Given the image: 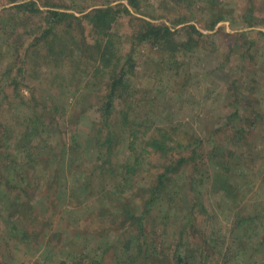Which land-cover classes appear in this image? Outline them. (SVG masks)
<instances>
[{
	"label": "rangeland",
	"instance_id": "374dc122",
	"mask_svg": "<svg viewBox=\"0 0 264 264\" xmlns=\"http://www.w3.org/2000/svg\"><path fill=\"white\" fill-rule=\"evenodd\" d=\"M29 1L42 10L31 19L26 11H17L8 0H0V73L7 72L0 79V153L14 157L24 179V185L14 188L9 199H18L24 211L33 209L26 212L25 220L17 217L22 222H18L17 232L7 234L6 221L0 219V263L144 264V256L134 252L141 242L147 244L145 257L156 251L154 264H177V256L181 264H264V0H138L137 12L127 0ZM116 5L126 6L129 14L115 16L108 31L120 62L130 55L135 69L128 88L115 101L114 111L102 119L115 122L107 131L117 135V142L124 132L127 135L123 128L136 130L133 154L139 167L130 174L129 186L113 194V178L99 168H111L117 157L127 156L125 146L130 138L114 147V153L119 154L110 162L95 153L94 138L88 141L99 130L98 109L107 91L102 79L108 73L99 74L95 67L94 47L85 52L79 45L74 56L58 47L61 56L52 61L43 55L44 46L29 44L33 37L27 39L26 34L38 36L46 24L45 10L57 9L82 18L83 30L74 21L73 34L81 39L83 31L92 44L93 33L83 15L98 7L123 10ZM246 12L249 18H241ZM219 15L228 18L215 21ZM142 21L171 27L176 43L190 36L195 47L173 45L171 55V47L139 42L135 39L139 29L144 30ZM66 32L64 24L57 29L61 37L67 36ZM168 125L176 128L182 139L177 143L172 138L168 144L171 152L155 153L143 145L145 135H150L148 129L151 133L154 127ZM189 136L192 139L186 140V146L183 140ZM38 139L48 141L52 153L62 151L63 146H80L72 156V169L61 165L59 175H76L81 183H87V195L75 194L69 200L66 194V201L60 204L54 182L46 195L50 177L44 176L54 174L52 159L56 162L59 157L46 153L49 166L36 167L42 152L41 146H36ZM206 139L213 144L205 149L215 148L209 159L213 164L224 167L239 159L246 180L244 192L252 191L255 199L232 201L220 190L211 189L216 184L210 171L199 187L203 209L193 213V225L182 228L188 224L182 218H190L189 209L182 212L188 217L178 214L177 220L152 213L155 220H149L140 232L131 212L143 218V201L167 164L178 152L197 159L203 147L199 141ZM0 161L4 165L11 160ZM207 164L200 167L210 169ZM179 178L170 175L165 181L175 184ZM11 194L18 195L11 198ZM116 194V203L126 198L130 209L138 208L118 215V208L110 207ZM191 203L190 197L185 206ZM106 204L110 207L107 211ZM152 206H157L156 201ZM254 211L258 216L251 223L246 220L249 227H234ZM237 212L244 218H236ZM2 214L1 210L0 218Z\"/></svg>",
	"mask_w": 264,
	"mask_h": 264
},
{
	"label": "trees",
	"instance_id": "16d2710c",
	"mask_svg": "<svg viewBox=\"0 0 264 264\" xmlns=\"http://www.w3.org/2000/svg\"><path fill=\"white\" fill-rule=\"evenodd\" d=\"M212 2V0H210ZM10 4H12V8L16 9L17 11H26L27 18L31 19L36 14L42 13V10L39 9L34 1L29 0H8ZM251 3V1L249 0ZM128 6H130L134 11L137 12L139 10V4L138 0H127ZM117 7H120L122 5H116ZM43 7H49L43 5ZM123 10L117 9L116 11L113 10L112 6L108 7H98L94 8L91 11L85 13L83 15V18L86 19L87 25L90 27V33L94 37V41L92 44H88L86 36L84 37L83 31H80L81 39L75 38L77 36L76 34H73L75 31L74 29V21L78 23V27L83 30L81 26V19L77 16H75L72 13H68L66 11H59L57 9H51V10H45L46 18H45V27L43 28V31L39 33L38 36L37 33L33 34L34 32H28L26 34L27 39L30 37L32 38L29 42V44L32 43L34 46H44L45 49V55L46 59L50 58L52 61L59 59V55L61 56V52H59L58 47H64L67 51V53H71L70 55L74 56V52L76 51L77 47L79 45H82L80 47V51L89 52L92 46L95 49V58L93 59V62L98 63L95 67L100 71L99 74H103L104 71H107V76L105 79H102L104 83H106L107 91L105 92V102H103L98 109L100 113L101 121L98 123L99 130H97V134L89 137L88 141L90 142L92 138L96 141V154L98 156L104 155L106 157V161L110 162V159H113L114 155H118L119 153H114V147H116L120 141L122 140V144L125 142V138H130L127 145L125 146L128 150V154L122 155L121 158L117 157V160L115 161V165H111L110 167H106L101 165L99 170H101L104 174H108L110 177L113 178V185L111 192L117 193L118 191H121V189L126 188L128 185V182L131 181V173H134L136 169L139 167L138 163H135L134 161L138 160V158H134L133 150L135 148V144L138 141V138L134 136V133L136 130L130 129V128H123L124 130H127V135L125 132L123 133V139L116 141L117 135H113L107 131L108 128L111 126H114L115 122L112 120L110 122V119H102V117L108 118L111 115V112L114 111V104L116 100H119L121 97L122 90H126L129 85V80L131 79V76L134 72V62L130 55H128L125 58L124 63L120 62L119 57L117 56V52L114 51V44L113 40L111 39V35L108 31L111 25V21H114L116 19L115 16H118L122 13L129 14V10L126 6H122ZM249 10V9H248ZM226 16V15H225ZM248 12L244 13L241 18H249ZM215 19V21H219L221 19H227L228 17H224L223 15H219ZM179 19V18H178ZM66 21V22H65ZM183 22L182 20H178ZM144 24V27L139 29L137 32V38L135 40L142 42V41H149L152 44L159 45L160 48H166L171 47V55H173V45L175 46H182L186 47L187 49H193L195 47V42L192 40L190 36H187L186 40L181 41L179 43L174 42V30L171 29V27L161 24V25H154L151 23H148L146 21H142ZM64 24V28L67 31V36L61 37V34H57V29L59 26H62ZM191 30L195 29L190 26L188 27ZM71 29V30H70ZM183 29V28H182ZM185 30V29H184ZM189 30V29H188ZM65 33V32H64ZM33 34V36H31ZM191 35V34H190ZM66 38V39H64ZM57 40V42H56ZM65 45V46H64ZM71 46L72 49H71ZM17 48V47H16ZM89 48V49H88ZM25 60L28 59V55H24ZM56 58V59H55ZM50 62V61H49ZM23 65V64H22ZM5 73V72H4ZM5 74L0 73V79H3L6 77ZM91 75V74H90ZM86 76V74H85ZM17 79H13V82L15 83ZM99 83L97 82L96 85ZM124 95V94H123ZM122 95V96H123ZM129 129V130H128ZM150 135H145L143 138V145L149 149L152 150L155 153L160 154H167L172 151V149L169 147V143L173 141H176L177 143H182V139L178 136L179 132L176 128L172 127L171 125H168L166 127L159 126L154 127L152 132L150 133L151 129L147 130ZM147 132V133H148ZM26 132H24L25 134ZM31 134V132H30ZM36 135V133H35ZM127 136V137H126ZM173 138V139H172ZM192 137H187L184 141V144L186 146L188 145V141ZM142 141V140H141ZM200 144L203 145L201 149V155L197 156V159L195 157H191L189 155L182 154L181 152H178L173 158L174 160L171 161V163L167 164V168H165L162 172V174L159 175L158 180L150 186L149 188V195L147 198L144 199L143 204L144 210L146 213L144 214V217L142 218L141 215H138L135 217V214H133V211L131 212L130 217L135 221L134 227L138 226L140 229V232L145 230V224L148 223L150 220H155L152 213L155 215H158L160 218H164L165 220L175 219L177 220L180 215L183 216H190V218H182L183 220H188V224H185L182 226L183 229L187 228V225H190L194 219H193V213L195 211H200L203 209L199 205L201 203L202 194L200 193L199 187L203 186V177L207 178L208 172H212L213 180L216 185L210 187L211 189L220 190V194H222L224 197H228L232 201H248V200H254L255 195L250 194L251 192L248 191L246 194L244 192V189L246 186V180L243 179V172L240 168H243L238 165L237 161L238 158L233 160L232 164H226L224 167H220L219 164H213L209 159L214 157L213 152L214 149L206 150V145L212 146V142L210 140H200ZM48 146V141H42L41 139L37 140L36 146H41L42 152H40L39 155V163L36 164V167L39 166L42 168V166H49V161L46 158V153L50 157H59L56 158V162L53 160L55 164L56 171L54 174L48 175L45 174L44 178H49L50 186L47 188V194L49 196V190L52 189L51 184L54 182L58 184V187L56 189V197L60 204H62L65 200V197L67 198L66 194H69L68 199L71 200L75 194L85 195L88 194L89 187L86 184L81 183V181L77 178L76 175L69 174L66 176L59 175V172L61 170V165H65L67 168L72 169V164L74 163V159L72 158L73 154L77 151V148L80 146L78 145L71 148L70 146L66 148V146H63L62 151H56L55 153H52L50 150V147L48 146V151L45 152L46 145ZM107 145V146H104ZM44 150V152H43ZM123 153V151H122ZM11 160L8 164H1L0 163V211L2 210L3 214L1 216V220L4 222L6 221V229L7 234L10 232H13L15 230L18 231L19 223H22L17 217L20 219L25 220L26 212L27 211H33L32 207H29L27 210H22L23 206L21 204H18V199H9V195L11 191H13L14 188H20L24 185V179L22 176H19V174L22 173L21 168L18 166V164L13 160L14 157H10L8 154H5V156H2L0 153V159L2 160ZM206 158V159H205ZM196 159V160H195ZM124 160V161H122ZM105 161V160H103ZM132 161L134 163H132ZM198 161V162H197ZM210 161V163L207 164V162ZM1 162V161H0ZM222 163V161H221ZM237 166H236V164ZM207 165L211 166L210 169L203 170L200 165H204L205 167ZM18 166L19 168L15 170V167ZM25 166V165H24ZM222 166V165H221ZM113 167V168H112ZM200 167V168H199ZM215 167V168H214ZM35 172H38L37 169H34ZM16 173H15V172ZM45 172V170L43 169ZM180 172V173H178ZM18 174V175H17ZM172 175L173 177L180 176L179 180L175 181V184H172L171 181L166 182L165 180ZM43 178V179H44ZM63 178V179H61ZM4 181V182H3ZM51 181V182H50ZM64 182V183H63ZM63 183V184H62ZM169 183V184H167ZM74 184H76L77 189H75ZM185 184L187 186L185 187ZM168 188V189H167ZM183 191V194L180 195V192ZM77 192V193H76ZM18 194H15V196H12L11 198L17 197ZM180 195V196H179ZM117 194L115 195V198H112L110 201V207L115 208V206L118 208V215L121 213V216L128 215L126 214L127 211L135 210L138 208H133L127 206L128 199L125 198V201H120L116 203ZM150 197V198H149ZM179 197H182L178 199ZM191 197V206L187 208L185 205L189 202ZM247 197H249L247 199ZM163 200H162V199ZM186 198V199H184ZM246 199V200H245ZM156 201L157 206L150 207V204L152 202ZM102 204V203H101ZM68 205V204H67ZM107 205V204H106ZM244 208H246L245 204L242 205ZM110 207L105 206L104 209L107 211ZM203 207V206H202ZM22 208V209H21ZM180 208L183 210H180ZM189 209L190 212L188 215H184L183 213ZM198 209V210H197ZM127 210V211H124ZM100 211H103L100 209ZM183 212V213H182ZM111 213V212H110ZM162 214V215H161ZM239 212L236 213V218L241 216ZM245 214V216H247ZM258 216V212L254 211L252 215H248L245 219H242L243 221L237 222V224L234 225V227L238 230H241L244 226L249 227L246 220H249L251 223L255 217ZM242 217V216H241ZM17 220H15V219ZM244 218V217H242ZM13 219V221L11 220ZM260 219V217H258ZM261 220V219H260ZM136 225V226H135ZM193 225V224H191ZM260 225H263V222H260ZM146 251V252H145ZM134 252L141 253L143 258L144 264H154L155 260V253H147V244H137ZM182 255V254H180ZM182 257V256H181ZM148 261V262H147ZM180 261L182 259L177 256L176 262L177 264H181ZM3 264V263H0Z\"/></svg>",
	"mask_w": 264,
	"mask_h": 264
}]
</instances>
